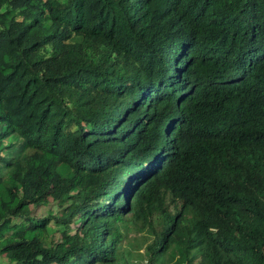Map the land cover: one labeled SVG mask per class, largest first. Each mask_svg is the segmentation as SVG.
I'll return each mask as SVG.
<instances>
[{"label": "trees", "instance_id": "1", "mask_svg": "<svg viewBox=\"0 0 264 264\" xmlns=\"http://www.w3.org/2000/svg\"><path fill=\"white\" fill-rule=\"evenodd\" d=\"M1 258L264 264V0H0Z\"/></svg>", "mask_w": 264, "mask_h": 264}, {"label": "rangeland", "instance_id": "2", "mask_svg": "<svg viewBox=\"0 0 264 264\" xmlns=\"http://www.w3.org/2000/svg\"><path fill=\"white\" fill-rule=\"evenodd\" d=\"M66 186L65 182H59L55 188V190L53 191V195L52 197H57V195L60 193V191ZM0 264H8V261L6 259L1 258L0 259Z\"/></svg>", "mask_w": 264, "mask_h": 264}]
</instances>
